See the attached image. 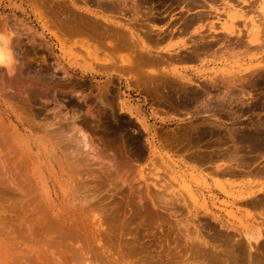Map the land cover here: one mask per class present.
<instances>
[{
    "label": "rangeland",
    "instance_id": "rangeland-1",
    "mask_svg": "<svg viewBox=\"0 0 264 264\" xmlns=\"http://www.w3.org/2000/svg\"><path fill=\"white\" fill-rule=\"evenodd\" d=\"M254 3L0 0L13 57L12 70L0 64V264H264V0ZM246 229L262 236L250 261Z\"/></svg>",
    "mask_w": 264,
    "mask_h": 264
},
{
    "label": "bare ground",
    "instance_id": "bare-ground-1",
    "mask_svg": "<svg viewBox=\"0 0 264 264\" xmlns=\"http://www.w3.org/2000/svg\"><path fill=\"white\" fill-rule=\"evenodd\" d=\"M96 1H97V0H96ZM209 1H210V0H209ZM246 1H247V0H246ZM257 1H258V0H256V3H257ZM134 2H135V1H134ZM185 2H186V1H185ZM202 2H203V1H202ZM206 2H207V1H206ZM213 2H214V1H213ZM98 3H99V2H98ZM98 3H97V4H98ZM182 3H183V2H182ZM190 3H191V2H190ZM248 3H250V2H248ZM256 3H254V4H256ZM112 4H113V3H112ZM134 4H135V3H134ZM193 4H194V2H193ZM195 4H196V2H195ZM199 5H202V4H199ZM237 5H238V4H237ZM125 6H126V5H125ZM136 6H137V5H136ZM139 6H140V5H139ZM187 6H188V5H187ZM113 7H114V6H113ZM121 7H122V6H121ZM137 7H138V6H137ZM246 7H247V6H246ZM246 7H245V8H246ZM134 8H135V7H134ZM138 8H139V7H138ZM180 8H181V7H180ZM188 8H189V7H187V9H188ZM248 8H249V7H248ZM250 8H251V7H250ZM124 9H125V8H124ZM136 9H137V8H136ZM127 10H129V8H128ZM151 10H152V9H151ZM249 10H250V9H249ZM250 11H251V10H250ZM250 11H248V12H250ZM141 12H142V10H141ZM143 12H144V11H143ZM143 12H142V13H143ZM149 12H150V11H149ZM186 12H187V11H186ZM212 12H213V11H212ZM212 12H209V14L212 13ZM251 12H252V11H251ZM131 13H132V11H131ZM136 13H137V11H136ZM206 13H207V12H206ZM231 13H232V16H229L230 20H232V19L235 17L234 15H235L236 12L231 11ZM52 14H53V13H52ZM139 14H140V13H139ZM144 14H145V13H144ZM146 14H148V13H146ZM146 14H145V15H146ZM241 14H242V13H241ZM247 14H248V13H247ZM54 15H55V14H54ZM141 15H142V14H141ZM196 15H197V14H196ZM206 16H207V15H206ZM145 17H147V16H145ZM149 17H150V16H149ZM204 17H205V16H204ZM80 18L82 19V17L79 15V18H78V19H80ZM191 18H192V17H191ZM198 18H199V17H198ZM261 18H262V17H261ZM75 19H76V18L74 17L73 20H75ZM145 19H147V18H145ZM73 20H72V21H73ZM89 21H90V20H89ZM199 21L201 22L200 19H199ZM75 22H76V21H75ZM75 22H74V23H75ZM77 23H78V26H79V23H80V22L78 21ZM67 24H68V23H67ZM67 24H66V25H67ZM75 24H76V23H75ZM82 24H84V23H82ZM85 24H86V23H85ZM259 24H260V23H259ZM263 24H264V23H263ZM70 25H71V24H70ZM70 25H69V26H70ZM72 25H74V24L72 23ZM76 25H77V24H76ZM87 25H88V24H87ZM89 25H90V24H89ZM91 25H92V24H91ZM91 25H90V26H91ZM78 26H77V27H78ZM83 26H84V25H82L81 28L79 27V30L83 31V30H82V27H83ZM93 26H94V25H93ZM96 26H97V25H96ZM99 26H100V25H99ZM70 27H71V26H70ZM74 27H75V26H74ZM191 27H192V26H191ZM67 28H68V27H66V30L68 31ZM86 28H87V27H86ZM86 28H84V29H86ZM92 28H93V27H92ZM92 28H91V29H92ZM94 28H96V27H94ZM103 28H104V27H103ZM147 28H148V26H147ZM63 29H64V28H63ZM77 29H78V28H77ZM77 29H76V31H78ZM91 29H90V30H91ZM149 29H150V28H149ZM225 29H226V31H227L228 33H230V32H229V30H230L229 28H225ZM261 29H262V28H261ZM74 30H75V28H74ZM119 30H121V29H119ZM147 30H148V29H147ZM170 30H171V29H170ZM178 30H179V29H178ZM69 31H70V30H69ZM71 31H72V27H71ZM71 31H70L69 33H71ZM84 31H85V30H84ZM84 31H83V33H81V34H84V33H85ZM96 31H97V30H96ZM151 31H152V30H151ZM261 31H262V30H261ZM65 32H66V31H65ZM111 32H112V31H111ZM117 32H118V31H117ZM144 32H145V31H144ZM158 32H159V31H158ZM167 32H168V30H167ZM170 32H171V31H170ZM69 33H68V34H69ZM73 33H75V32L73 31ZM76 33H77V32H76ZM76 33H75V35H80L79 32H78L77 34H76ZM87 33H88V32H87ZM87 33H86V34H87ZM102 33H103V32H102ZM106 33H107V32H106ZM109 33H110V31H109ZM113 33H114V32H113ZM115 33H116V31H115ZM118 33H119V32H118ZM122 33H124V31H123ZM122 33H119V34H122ZM125 33H126V32H125ZM125 33H124V34H125ZM146 33H147V32H146ZM199 33H200V32H199ZM86 34H85V35H86ZM88 34H89V33H88ZM88 34H87V35H88ZM92 34H93V32H92ZM95 34H98V32L95 33ZM104 34H105V33H104ZM124 34H123V35H124ZM149 34H150V33H149ZM164 34H165V33H164ZM101 35H102V34H101ZM123 35H121L120 37L123 39V44H125L126 38H125V41H124V38L122 37ZM125 35H127V34H125ZM125 35H124V36H125ZM201 35H202V34H201ZM227 35H228V34H227ZM227 35H226V36H227ZM243 35H244V34H243ZM89 36H90V34H89ZM94 36H95V39H96L97 36H96V35H94ZM94 36H93V37H94ZM109 36H110V35H109ZM127 36H128V35H127ZM131 36H132V35H131ZM98 37H99V36H98ZM100 37H101V36H100ZM102 37H103V36H102ZM128 37H129V36H128ZM128 37H127V39H128L127 45L130 43V50H131V49L133 50V48L131 47V46H132L131 42H133L134 45H136V44L134 43V41H131V42H130ZM170 37H171V35H170ZM209 37H210V36H209ZM91 38H92V37H91ZM152 38H153V37H152ZM155 38H157V37H155ZM165 38H166V37H165ZM201 38H202V37H201ZM221 38H222V37H221ZM223 38H224V37H223ZM92 39H93V38H92ZM118 39H119V38H118ZM198 39H199V38H198ZM198 39H197V40H198ZM217 39H218V38H217ZM228 39H229V38H228ZM240 39H241V38H240ZM120 40H121V39H120ZM131 40H132V39H131ZM219 40H220V39H219ZM156 41H157V40H156ZM161 41H162V40H161ZM201 41H202V39H201ZM158 42H159V41H158ZM192 42H193V41H192ZM196 42H197V41H196ZM215 42H216V41H215ZM239 42H240V41H239ZM118 43H120L119 40H118ZM153 43H155V42H153ZM210 43H211V42H210ZM240 43H244V42H240ZM245 43H246V42H245ZM245 43H244V44H245ZM116 44H117V42H116ZM120 44H121V43H120ZM123 44H121L120 46H122ZM149 44H150V43H149ZM149 44H148V45H149ZM156 44H157V43H156ZM156 44H152V45H156ZM197 44H198V42H197ZM200 44H201V43H200ZM202 44H203V43H202ZM238 44H239V43H238ZM127 45H126V46H127ZM152 45H151V46H152ZM157 45H158V44H157ZM233 45H234V43H233ZM242 45H243V44H242ZM111 46H112V45H111ZM113 46L116 47V45H114V44H113ZM123 46H124V45H123ZM126 46H125V48H126ZM146 46H147V45H146ZM195 46H196V45H195ZM239 46H240V44H239ZM247 46H248V45H247ZM115 47H113V49H115ZM118 47H119V46H118ZM133 47H134V46H133ZM135 47L137 48L138 45L135 46ZM140 47H141V46H140ZM116 48H117V47H116ZM136 48H135V49H136ZM196 48H197V47H196ZM211 48H212V47H211ZM113 49H112V50H113ZM135 49H134V50H135ZM145 49H146V48H145ZM191 49H192V48H191ZM207 49H209V48H207ZM248 49H249V48H248ZM125 50H126V49H125ZM130 50H129V51H130ZM134 50L132 51V55H133ZM193 50H194V49H193ZM119 51H120V50H119ZM136 51H137V53H138V49H136ZM146 51H147V50H146ZM146 51H145V52H146ZM151 51H152V50H151ZM151 51H150V52H151ZM194 51H196V50H194ZM212 51H213V50H212ZM214 51H215V50H214ZM113 52H114V51H113ZM117 52H118V49H117ZM139 52H140V50H139ZM152 52H153V51H152ZM152 52H151V53H152ZM197 52H198V51H197ZM203 52H204V51H203ZM115 53H116V52H115ZM153 53H154V52H153ZM153 53H152V54H153ZM168 53H170V52H168ZM198 53H199V52H198ZM213 53H214V52H213ZM216 53H217V52H216ZM134 54H136V52H135ZM140 54H143V53L140 52ZM145 54H146V53H145ZM145 54H143V55H145ZM152 54H151V55H152ZM155 54H156V53H155ZM158 54H159V53H158ZM160 54H161V53H160ZM160 54H159V56H160ZM192 54H195V53H192ZM199 54H200V53H199ZM202 54H203V53H202ZM137 55H139V53H138ZM146 55H147V54H146ZM153 55H154V54H153ZM163 55H164V54H163ZM169 55H170V54H169ZM169 55L167 54V56H169ZM195 55H196V54H195ZM130 56H131V55L129 54V57H130ZM141 56H142V55H141ZM149 56H150V54H149ZM156 56H157V55H156ZM159 56H157L158 59H159ZM175 56H176V55H175ZM185 56H186V55H185ZM192 56H194V55H192ZM129 57H128L127 59H129ZM139 57H140V55H139L138 57L135 56L134 59H135V58H136V59H139ZM151 57H153V56H151ZM164 57H165V56H164ZM173 57H174V56H173ZM177 57H178V56H177ZM177 57H176V58H177ZM195 57H196V56H195ZM197 57L199 58V56H197ZM201 57H202V56H201ZM142 58H143V57H142ZM145 58L148 59L147 57H145ZM153 58H155V56H154ZM127 59H126V60H127ZM131 59H132V58H131ZM140 59H141V58H140ZM167 59L169 60V57H167ZM172 59H173V58H172ZM172 59H170V60H172ZM177 59H178V58H177ZM132 60H133V59H132ZM142 60H143V59H142ZM144 60H145V59H144ZM148 60H150V59H148ZM151 60H152V59H151ZM151 60H150V61H151ZM154 60H155V62H156V64H157L158 62L156 61V59H154ZM160 60H162V57H161ZM174 60H176V59H174ZM196 60H198V59H196ZM129 61H130V59H129ZM134 61H135V63L137 62V64H139V65L136 64L137 67H136V65H135V67H136L137 69H139V67H141V68L143 67V64L140 63L141 61H140V62H138L137 60H134ZM146 61H147V60H146ZM158 61H159V60H158ZM198 61H199V60H198ZM161 62H162V61H161ZM164 62H165V61H164ZM169 62H170V61H169ZM128 63H130V62H128ZM135 63H134V64H135ZM145 63H147V62L144 61V67H145ZM159 63H160V62H159ZM0 64L4 65V66L6 67V69H11V70H12V67H13L12 51H11L10 46L8 45V43H6V42H4V41H2V40H0ZM132 64H133V62H132L131 64H126V66H125V67H126V70H127L128 73H130V74H131L132 70H133V73L137 70V69H136V70L134 71V69H129V70H131V72L128 70L127 65L130 66L131 68H134V67H132ZM134 64H133V66H134ZM140 64H141L142 66H141ZM156 64L154 63L155 67L157 66ZM161 64H162V63H161ZM161 64H159L158 67H159ZM147 65H150V62H148ZM147 65H146V67L149 68ZM151 65H152V63H151ZM154 65H153V66H154ZM162 65H163V64H162ZM138 66H139V67H138ZM153 66H152V67H153ZM130 67H129V68H130ZM144 67H143V69H144ZM146 67H145V70H144V71H142V70H143V69H142L141 71H138L139 73L137 72L138 74H136V75L139 77V74L141 75L140 72H142V73L144 72V73H145V72H146ZM166 67H167V65H166ZM263 67H264V66H263ZM123 68H124V67H123ZM150 68H151V66H150ZM117 69H119V68H117ZM159 69H160V68H159ZM159 69H158V70H159ZM253 69H254V68H253ZM123 70H124V69H123ZM126 70H124V71L126 72ZM160 70H161V69H160ZM260 70H261V69H260ZM119 71H120V70H119ZM161 71H162V70H161ZM257 71H258V69H257ZM121 72H123V71L121 70ZM159 72H160V71H159ZM128 73H127V74H128ZM135 73H136V72H135ZM146 73H149V72H146ZM156 73L158 74V72H155V74H156ZM163 73H164V71L161 72V73L159 74L160 77H163V75H162ZM169 73H170V72H169ZM169 73H168V74H169ZM252 73H253V72H252ZM254 73H256V72H254ZM130 74H128V75L130 76ZM155 74L153 73L154 76H155ZM157 74H156L154 80L156 79ZM164 74L167 75V73H164ZM257 74H258V73H257ZM131 75H132V74H131ZM142 75H143V77H144V75H145L146 77L149 76V75H150V76H153L151 73H150V74H147V75H146V74H142ZM142 75H141V76H142ZM165 75H164V76H165ZM250 75H251V73H250ZM150 76H149V78H151ZM168 76H170V75H168ZM133 77H134V78L136 77L135 74L133 75ZM158 77H159V76H158ZM160 77H159V78H160ZM256 77H257V76H256ZM136 78H137V77H136ZM152 78H153V77H152ZM163 78H164V77H163ZM165 78H168V77H165ZM165 78H164V80H166ZM170 78L173 79V77H170ZM245 78L247 79V77H245ZM223 79H224V78H223ZM239 79H240V77H239ZM241 79H242V77H241ZM246 79H245V80H246ZM129 80H130V79H129ZM133 80H134V79H132V81H133ZM144 80H146V79L144 78ZM150 80H151V79H150ZM154 80H153V81H154ZM156 80H157V79H156ZM156 80H155V81H156ZM169 80H170V79H169ZM225 80H226V79H225ZM134 81H135V80H134ZM155 81H154V82H155ZM160 81H161V80H160ZM171 81H172V80H171ZM174 81H176V80L174 79ZM179 81H180V80H179ZM220 81H221V80H220ZM222 81H223V80H222ZM234 81H236V80H234ZM234 81H233V83H235ZM239 81H241V80H239ZM239 81H238V82H239ZM136 82L139 83L138 80H136ZM136 82H135V84H134L135 86L137 85ZM146 82H147V81H146ZM146 82L144 83V81H143L144 86H145ZM161 82H162V81H161ZM165 82H166V81H165ZM172 82H173V81H172ZM215 82H217V81H215ZM238 82H237V83H238ZM147 83H148V82H147ZM149 83L151 84V81H150ZM149 83H148V85H149ZM177 83H178V81H177ZM180 83H182V82H180ZM213 83H214V80H213ZM224 83H225V82H223V84H224ZM226 83H227V82H226ZM226 83H225V84H226ZM228 83H230V82H228ZM237 83H236V84H237ZM141 84H142V83H141ZM154 84H155V83H154ZM156 84H160V83H159V82H156ZM156 84H155V85H156ZM163 84H164V82L162 83L161 86H163ZM178 84H179V83H178ZM211 84H212V83H211ZM214 84H215V83H214ZM236 84H235V85H236ZM238 84H240V83H238ZM250 84H251V83H250ZM146 85H147V84H146ZM152 85H153V84H152ZM155 85H154V86H155ZM166 85H167V84H166ZM170 85H171V84H170ZM174 85H175V84H174ZM179 85H180V84H179ZM185 85H186V84H185ZM187 85H188V84H187ZM228 85H229V84H228ZM142 86H143V84H142ZM177 86H178V85H177ZM177 86H176V88H177ZM225 86H226V85H225ZM225 86H224V88L227 87V86H226V87H225ZM233 86H234V85H233ZM238 86H239V85H238ZM240 86H241V85H240ZM138 87L140 88L141 86L139 85ZM152 87H153V86H152ZM221 87H222V86H221ZM227 88H228V87H227ZM227 88H226V89H227ZM229 88H230V87H229ZM231 88H232V86H231ZM233 88H234V87H233ZM153 89H154V88H153ZM155 89H157V86H156ZM155 89H154V90H155ZM163 89H164V88H163ZM163 89H162V91H163ZM166 89H167V88H166ZM237 89H239V88H237ZM138 90H139V89H138ZM171 90H172V89H171ZM171 90H170V91H171ZM223 90H224V89H223ZM243 90H245V92H246L247 89H246V88H245V89L243 88ZM240 91H241V89H240ZM154 92L157 93L156 90H155ZM154 92H153V93H154ZM156 93H154V94H156ZM207 93H208V92H207ZM216 93H217V92H216ZM224 93H225V92H224ZM246 93H248V91H247ZM159 94H160V93H159ZM159 94H158V95H159ZM221 94H222V93H221ZM226 94H227V93H226ZM236 94H237V93H236ZM242 94H243V92H242ZM176 95H177V93H176ZM207 95H208V94H207ZM207 95H206V96H207ZM239 95H241V94H239ZM245 95H248V94H245ZM214 96H215V95H214ZM232 96H234V95H232ZM235 96H236V95H235ZM243 96H244V94H243ZM207 97H209V96H207ZM215 97H216V96H215ZM220 97H221V96H220ZM241 97H242V96H241ZM158 98H159V97H158ZM158 98H157V100H158ZM224 98H226V96H225ZM186 99H187V98H186ZM188 99H189V98H188ZM214 99H215V98H214ZM200 101H201V100H200ZM203 102H204V101H203ZM204 104H205V103H204ZM242 105H243V104H242ZM97 122H98V121H97ZM193 132H194V131H193ZM229 138H231V137L229 136ZM230 140H231V139H230ZM231 141H232V140H231ZM233 141H234V140H233ZM232 143H233V142H232ZM233 145H234V144H233ZM235 145H236V143H235ZM235 145H234V146H235ZM84 146H85V145H84ZM231 146H232V144H231ZM188 147H189V146H188ZM216 147H217V146H216ZM235 147H236V146H235ZM235 147H234V148H235ZM214 149H215V148H214ZM232 149H233V148H232ZM232 149H231V150H232ZM235 149H236V148H235ZM235 149H234V152H235ZM250 149H251V148H250ZM215 150H216V149H215ZM246 150H248V149H246ZM200 151H201V150H200ZM224 152H225V151H224ZM246 152H247V151H246ZM248 152L251 153V151H249V150H248ZM195 153H196V152H195ZM210 154H211V153H210ZM215 154H216V153H215ZM215 154H214V155H215ZM234 154L236 155L237 153L235 152V153H233V155H234ZM239 154H240V153H239ZM255 154H256V153H255ZM257 154H258V153H257ZM260 154H261V153H260ZM195 155H196V154H195ZM197 155H198V154H197ZM203 155H204V154H203ZM208 155H209V154H208ZM246 155H247V153H246ZM223 156H224V155H223ZM240 156H241V155H240ZM256 156H257V155H256ZM199 157H200V156H199ZM208 157H210V156H208ZM214 157H215V156H214ZM224 157H225V156H224ZM227 157H228V156H227ZM227 157H226V158H227ZM229 157H230V156H229ZM236 157H237V156H236ZM260 157H261V156L259 155V158H260ZM222 158H223V157H222ZM257 158H258V157H257ZM228 159H229V158H228ZM230 159H231V158H230ZM212 160H213V159H212ZM202 161H203V160H202ZM207 161H208V160H207ZM210 161H211V160H210ZM234 161H235V160H234ZM236 161L238 162V160H236ZM236 161H235V162H236ZM258 161H259V160H258ZM244 162H245V161H244ZM241 163H242V162H241ZM250 163H251V161H250ZM253 163H254V162H252V164H253ZM237 164H238V163H237ZM242 164H243V163H242ZM252 164H251V166H250V165H249V166L252 167ZM255 164H256V163H255ZM263 165H264V164H263ZM263 165H261V166H263ZM227 166H228V165H227ZM242 166H243V165H242ZM255 166H256V165H255ZM228 167H229V166H228ZM230 167H231V166H230ZM230 167H229V168H230ZM258 167H259V166H258ZM258 167H257V168H258ZM231 168H233V167H231ZM225 169L227 170V167H226ZM235 169H236V168H235ZM235 169H233V170H235ZM240 169H241V167H240ZM240 169H238V167H237V171L239 170V171L241 172L242 170H240ZM252 169H253V167H252ZM260 169H261V168H260ZM221 170H222V169H221ZM221 170H219V172H220ZM223 170H224V169H223ZM243 170H246V169H243ZM257 170H259V169H257ZM239 171H238V173H239ZM247 171H248V170H247ZM259 171H261V173H260ZM259 171H258V172H259L260 174H262V172H263V175H264V169H263V170L261 169V170H259ZM8 172H9V170H8ZM224 172H225V171H224ZM226 172H227V171H226ZM229 172H230V171H229ZM251 172H252V171H251ZM215 173H216V172H215ZM244 173H245V172H244ZM244 173H243V175H245V177H246V174H244ZM247 173H248V172H247ZM254 173H255V172H254ZM236 174H237V173H236ZM260 174H259V176L261 177ZM234 175H235V174H234ZM238 175H239V174H238ZM240 175H242V174H240ZM247 175H248V174H247ZM228 176H229V175H228ZM251 176H253V173H252ZM255 176H256V175H254L253 177H255ZM11 177H12V176H11ZM241 177H242V176H241ZM256 177L258 178V176H256ZM261 178H262V177H261ZM256 186H257V187H256ZM256 186H254V187H255V188H258V187H260V186L262 187V186H264V185L262 184V185H260V186H259V185H256ZM132 187H133V186H132ZM142 187H143V186H142ZM254 187H253V188H254ZM133 188H134V187H133ZM139 189H140V188H139ZM249 189H250V188H249ZM263 189H264V188H263ZM133 190H134L136 193H137V191H138V193L140 192V196H141V194H142L141 191H142V190H141V191H140V190H136V189H133ZM88 191H89V190H88ZM134 191H133V192H134ZM143 191H144V189H143ZM143 191H142V192H143ZM261 191H262V190H261ZM263 191H264V190H263ZM130 192H131V191H130ZM133 192H132V193H133ZM135 192H134V193H135ZM254 193H255V192H248V193H246V194L244 193V195H243L244 198H243V199H245L246 201H248L250 204L260 205V202H259V200L256 199L257 197H255L256 194H254ZM261 193H262V192H261ZM143 194H144V192H143ZM136 195H138V194H136ZM252 195H255V196L253 197ZM259 195H260V194H259ZM137 197H138V196H137ZM263 197H264V195H263ZM141 198H142V199H141ZM141 198H140V200H139V202H138V207H140V210L142 209V211H143V210H144V211H145V210L147 211L148 209H150L151 204H150V202L147 201V199H143V196H141ZM144 200H145V201H144ZM262 201H263V200H262ZM256 203H257V204H256ZM263 203H264V202H263ZM100 204H101V203H100ZM106 205H107V204H106ZM108 205H109V204H108ZM104 206H105V205H104ZM249 206H250V205H249ZM251 206H252V205H251ZM263 206H264V205H263ZM99 207H101V205H100ZM123 207H124V206H123ZM127 207H128V206H126V208H127ZM136 207H137V206H136ZM256 207H257V206H256ZM259 207H260V206H258L257 210L260 209ZM261 207H262V206H261ZM134 208H135V207H134ZM99 209H100V208H99ZM101 209H102V210H100V211L103 212L104 209H103V208H101ZM132 209H133V207H132ZM132 209H131V210H132ZM169 209H170V208H169ZM261 209H262V208H261ZM263 209H264V208H263ZM105 210H107V209H105ZM111 210H112V209H111ZM129 210H130V209H129ZM129 210H128V211H129ZM150 210H151V209H150ZM167 210H168V209H167ZM144 211H143V212H144ZM151 211H152V210H151ZM258 211H259V210H258ZM261 211H262V210H261ZM133 212H134V209H133ZM152 212H154V210H153ZM152 212H151V213H152ZM155 212H156V211H155ZM155 212H154V213H155ZM111 213L113 214L114 211H112ZM147 213H148V215L151 214V213L149 214L148 211H147ZM102 214H104V213H102ZM112 214H111V215H112ZM155 214H156V213H155ZM155 214H154V217H155ZM170 214H171V213H170ZM107 216H108V215H107ZM112 216H113V215H112ZM152 216H153V213H152ZM108 217H109V216H108ZM154 217H153V218H154ZM112 218H113V217H112ZM114 218H115V216H114ZM156 218H157V217H156ZM73 221H74V220H73ZM73 221H72V222H73ZM82 221H83V220H82ZM82 221H81V222H82ZM85 221H87V219H86ZM170 221H171V220H170ZM87 222H88V221H87ZM171 222H172V221H171ZM78 223H79V221H78ZM261 223H262V222H261ZM67 224H68V223H67ZM67 224H66V226H67ZM80 224H81V223H80ZM83 224H84V223H83ZM169 224H170V223H169ZM88 225H89V224H88ZM253 225L255 226L256 223H254ZM259 225H260V224H259ZM261 225H262V224H261ZM73 226H74V224H73ZM122 226H123V225H122ZM167 226H168V225H167ZM254 226H252V227H254ZM75 227H76L75 229H76L77 231H79V232L81 231V230L79 229L80 227L78 226L77 223L75 224ZM86 227H87V226H86ZM119 227H120V226H119ZM67 228H70V227L67 226ZM73 228H74V227H73ZM168 228H169V230H170L171 227L168 226ZM78 229H79V230H78ZM171 229H172V228H171ZM76 230H74V231L76 232ZM82 230L84 231V229H82ZM118 230H119V228H118ZM120 230H121V228H120ZM167 230H168V229H167ZM64 231H66V229H65ZM74 231H73V232H74ZM83 231H82V232H83ZM85 231H86V229H85ZM260 231H262V230L260 229ZM43 232H44V231H43ZM43 232H42V233H43ZM86 232H87V231H86ZM116 232H117V230H116ZM122 232H123V231L121 230V234H122ZM119 233H120V232H119ZM242 233H243V236H245L244 238H245L246 241L248 242V247H249L250 250H247L248 247H247V245H245L246 242H243V243H244V244H243L244 246L242 245V247H243V248L246 247V248H244V249L246 250V253H245V254H248V253H249L247 256L249 257V261H250V259L252 258V255H253L252 252H251V248H252V247H251V243H252V242H253V243H257V242L259 241V239L262 237L261 234H263V236H264V233H261V234H260L259 232H257V230H253V229H246V230L242 231ZM71 234H72V233H71ZM74 234H75V233H74ZM123 234L125 235L124 232H123ZM43 235H44V234H43ZM67 235H68V234H67ZM75 235H79V234H75ZM89 235H90V234H89ZM117 235H119V234L117 233L116 236H117ZM124 235H123V236H124ZM63 236H64V235H63ZM71 236H72V238H73V235H71ZM90 236H91V235H90ZM114 236H115V235H114ZM61 237H62V235H61ZM61 237H60V238H61ZM65 237H66V236H65ZM78 237H79V236H78ZM112 237H113V236H112ZM69 238H70V237H69ZM74 238H75V237H74ZM76 238H77V237H76ZM76 238H75V239H76ZM117 238H118V237H117ZM231 238H232V237H231ZM240 238H241V237H240ZM263 238H264V237H263ZM263 238H262V239H263ZM87 239H88V238H87ZM93 239H96V238H93ZM72 241H73V240H72ZM74 241H75V240H74ZM94 241H95V240H94ZM123 241H124V240H123ZM239 241H240V240H239ZM86 244H87V243H86ZM235 244H236V243H235ZM238 244H239V243H237V246H238ZM246 244H247V243H246ZM87 245H88V244H87ZM68 246H69V245H68ZM77 246H79V245H77ZM89 246H90V245H89ZM234 246H235V245H234ZM263 246H264V245H263ZM72 247H73V246H72ZM227 247H228V246H227ZM242 247H241V248H242ZM254 247H255V249H256V247H257V249H258V246H254ZM254 247H253V248H254ZM259 247H260V246H259ZM41 248H42V247H41ZM69 248H70V247H69ZM78 248H79V247H78ZM88 248H89V247H88ZM168 248H169V247H168ZM241 248H240V251H241ZM262 248H263V247H262ZM70 249H71V248H70ZM233 249H234V248H233ZM233 249H232V252H233ZM244 249H243V250H244ZM257 249L254 250V251L257 252ZM259 249H260V248H259ZM75 250H76V249H75ZM135 250H136V249H135ZM135 250H134V251H135ZM138 250L140 251V249H138ZM260 250H263V249H260ZM89 251H90V250H89ZM254 251H253V252H254ZM212 252H213V251H212ZM230 252H231V249H230ZM247 252H248V253H247ZM256 252H255V253H256ZM255 253H254V254H255ZM260 253H261V252H260ZM260 253H259V254H260ZM263 253H264V252H263ZM214 254H215V253H214ZM223 254H224V253H223ZM236 254H237V253H236ZM238 254H239V253H238ZM240 254H241V253H240ZM32 255H33V254H32ZM212 255H213V254H212ZM225 255L227 256V254H225ZM229 255H230V253H229ZM255 255H256V254H255ZM257 255H258V254H257ZM257 255H256V257H260V256H257ZM81 256H82V255H81ZM167 256H168V255H167ZM222 256H223V255H222ZM233 256H234V254H233L231 257H233ZM236 256H237V258H238L240 255H236ZM84 257H85V256H84ZM208 257H209V256H208ZM220 257H221V256H220ZM220 257H219V259H220ZM234 257H235V256H234ZM256 257H255V258H256ZM261 257H262V255H261ZM98 258H99V257H98ZM129 258H130V257H129ZM226 258H227V257H226ZM229 258H230V257H229ZM229 258H227V259H229ZM235 258H236V257H235ZM239 258H240V257H239ZM246 258H247V257H246ZM30 259H31V258H30ZM93 259H95V258L93 257ZM96 259H97V258H96ZM222 259H223V258H222ZM259 259H260V258H257V259H255V260L258 261ZM98 260H99V259H98ZM224 260H225V259H224ZM229 260H230V259H229ZM231 260H232V258H231ZM239 260H241V259H239ZM242 260H243V259H242ZM246 260H247V259H246ZM251 260H252V259H251ZM260 260H261V259H260ZM80 261H81V259H80ZM234 261H235V260H234ZM243 261H244V260H243ZM256 261H255V263H256ZM262 261H263V260H262ZM28 262H29V261H28ZM89 262H90V261H89ZM91 262H92V261H91ZM99 262H100V261H99ZM102 262H103V261H102ZM235 262H236V261H235ZM100 263H101V262H100ZM104 263H105V262H104ZM223 263H224V262H223ZM232 263L234 264L233 261L231 262V264H232ZM240 263H241V262H240ZM242 263H243V262H242ZM245 263H246V262H245ZM245 263H244V264H245ZM251 263H252V264H255V263H253V261H250V263H248V264H251ZM62 264H63V263H62ZM90 264H91V263H90ZM94 264H95V263H94ZM224 264H225V263H224ZM235 264H237V263H235Z\"/></svg>",
    "mask_w": 264,
    "mask_h": 264
}]
</instances>
